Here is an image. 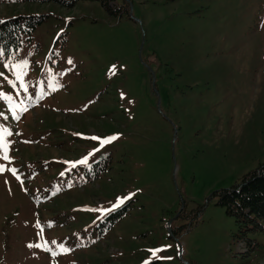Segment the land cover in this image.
I'll return each mask as SVG.
<instances>
[{
    "label": "rangeland",
    "instance_id": "obj_1",
    "mask_svg": "<svg viewBox=\"0 0 264 264\" xmlns=\"http://www.w3.org/2000/svg\"><path fill=\"white\" fill-rule=\"evenodd\" d=\"M122 6L0 0L46 15L0 60V264H264L210 196L264 161V0Z\"/></svg>",
    "mask_w": 264,
    "mask_h": 264
},
{
    "label": "trees",
    "instance_id": "obj_2",
    "mask_svg": "<svg viewBox=\"0 0 264 264\" xmlns=\"http://www.w3.org/2000/svg\"><path fill=\"white\" fill-rule=\"evenodd\" d=\"M21 2H39V3H56L65 8L73 7L80 0H18ZM121 4H116L115 0H99L101 6L112 14L122 16L127 12L122 4L128 5L129 0H121ZM45 14H28L13 15L0 21V60H13L17 57L18 48L21 45L23 35L27 39L31 38L32 31L42 23ZM63 40H65L63 38ZM61 47V45H60ZM111 154H102L97 160L93 161L90 166L83 172L86 178H90V172L93 176L98 177L106 172L111 164ZM210 196L216 197V203L225 208L226 214L232 216L238 224V234L243 239L247 229L253 228L264 229V161L252 171L247 172L228 188H219L214 190ZM129 203L121 205L119 208L107 214L99 223L97 228L102 226L110 227L114 222L121 219L129 210ZM182 227H176L172 234H180ZM154 264V263H151Z\"/></svg>",
    "mask_w": 264,
    "mask_h": 264
},
{
    "label": "snow or ice",
    "instance_id": "obj_3",
    "mask_svg": "<svg viewBox=\"0 0 264 264\" xmlns=\"http://www.w3.org/2000/svg\"><path fill=\"white\" fill-rule=\"evenodd\" d=\"M69 63H71V60H69ZM9 135H11V133H9ZM117 138H118V137H117L116 135H113V136L108 137V138H103V139H100V138L95 137V136L91 137V139H94V140H96V139H100V146H101V147H103L105 144L110 143L111 141H113V140H115V139H117ZM3 148H4L3 159L8 160L9 157H8V155H7V145H3ZM3 170H4L3 168H0V172H2ZM11 171L13 172V175L16 174L14 169H12ZM17 179H19V177H17ZM120 202L122 203L123 200H121ZM114 206H117V205H114ZM28 246H29V247H41L40 244H36V245H28ZM157 251H160V249L153 250L152 254L155 255Z\"/></svg>",
    "mask_w": 264,
    "mask_h": 264
},
{
    "label": "water",
    "instance_id": "obj_4",
    "mask_svg": "<svg viewBox=\"0 0 264 264\" xmlns=\"http://www.w3.org/2000/svg\"><path fill=\"white\" fill-rule=\"evenodd\" d=\"M152 86H153V89L156 91V87H155V85L153 84ZM156 93H157V91H156Z\"/></svg>",
    "mask_w": 264,
    "mask_h": 264
}]
</instances>
